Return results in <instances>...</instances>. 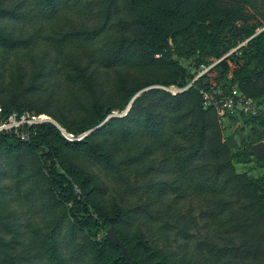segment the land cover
Returning <instances> with one entry per match:
<instances>
[{"label":"trees","instance_id":"trees-1","mask_svg":"<svg viewBox=\"0 0 264 264\" xmlns=\"http://www.w3.org/2000/svg\"><path fill=\"white\" fill-rule=\"evenodd\" d=\"M219 88L264 97V0H0V125L34 111L74 136L51 121L0 130V264H264V174L236 170L264 116L235 115L250 125L239 150L203 105ZM183 191L205 196L209 238L159 205Z\"/></svg>","mask_w":264,"mask_h":264},{"label":"rangeland","instance_id":"rangeland-1","mask_svg":"<svg viewBox=\"0 0 264 264\" xmlns=\"http://www.w3.org/2000/svg\"><path fill=\"white\" fill-rule=\"evenodd\" d=\"M39 49L40 48L36 47L30 52H28V50H24L19 54H12L10 57L12 65H16V64L27 65L33 60H38L41 56L39 54ZM181 55H182V62L184 64L189 65L192 62L193 56L188 54L186 49H184ZM229 65H230L231 71H233L234 68L237 66L233 62H231ZM211 67H213V65L208 66V68H204V70L207 71ZM205 71H201L200 75ZM218 73H220V70L214 69L210 74L214 76V75H218ZM54 86H57L63 94L67 93L66 89H64L65 85L61 81H59V83L55 82ZM153 88H163V87L154 86ZM168 90H171L175 93L179 91L178 88L176 87H170L168 88ZM126 108L124 110H114L112 114H115L117 117H121L122 115L125 114L124 112ZM30 113H34V111H30ZM45 116L46 118H49L48 115L45 114ZM220 119L224 127V135L225 136L235 135V137L238 138V145H239L238 149L239 150H242L245 147L247 148L249 144L246 143L245 145H243V142L241 141V137L239 135H246L248 133V129L250 128V125H248V123L245 122V120H243L241 116L224 117V118L220 117ZM254 125H256L258 128H262L261 125H259V123H256ZM244 158H245L244 155H239L240 162H236V170L238 172H241V173L246 172L251 177H258L264 174V164L259 163V161L257 160V154L253 153V161L250 163L242 162ZM162 176L165 178H169V177L172 178L170 174H164ZM160 203L161 204L159 205L163 208L166 207L168 203H171V209H174V211H181L182 214H185L187 212L192 214L196 222V227H195L196 231H194L195 238L196 239H198L199 237L209 238L210 234H208L207 228H204V226L205 224H208V221L211 224L212 219H210L209 217L201 218V215H203L205 209L207 208L206 198L204 195H199V194L197 195V194H194L193 192L191 193V191H186V192L183 191L181 194L170 193L169 195L166 196L165 199L161 200ZM13 207L17 208L18 205L13 204ZM213 229H215V227ZM130 231L132 233L136 232L137 225L132 226ZM170 238L172 239L173 245L176 248H177V245L179 246L180 244H183V238L182 236L178 235L177 231L171 232ZM196 239H194L192 241V244H190L191 249H194L195 247L194 241Z\"/></svg>","mask_w":264,"mask_h":264},{"label":"built area","instance_id":"built-area-1","mask_svg":"<svg viewBox=\"0 0 264 264\" xmlns=\"http://www.w3.org/2000/svg\"><path fill=\"white\" fill-rule=\"evenodd\" d=\"M213 88V87H212ZM181 91L182 89H178ZM204 107L216 109L222 118L245 115L248 117L264 116V97L255 99L245 95L237 88L225 92L222 89L202 90ZM44 121L40 116L31 115L29 112L18 114L12 113L1 125L0 130L17 129L23 124H37ZM22 139H28L29 133H22Z\"/></svg>","mask_w":264,"mask_h":264},{"label":"water","instance_id":"water-1","mask_svg":"<svg viewBox=\"0 0 264 264\" xmlns=\"http://www.w3.org/2000/svg\"><path fill=\"white\" fill-rule=\"evenodd\" d=\"M154 86H151V87H148L142 91H140L139 93H137V95H135V97L131 100V102L129 103V105L127 106L126 110H125V114L124 115H127V113L129 112V110L131 109L132 107V104L133 102L135 101V99L140 95L142 94L144 91L146 90H149V89H152ZM185 89H182L181 91H183ZM122 115V116H124ZM114 117H117L115 114H110L100 125L96 126L95 128L89 130L88 132L84 133L83 135H81L80 137H83V136H86L90 133H92L94 130H96L98 127L102 126L103 124H105L106 122H108L110 119L114 118ZM45 120H48V121H51L53 123H55L58 127L59 124L53 120L51 117L49 118H46ZM61 128V127H60ZM61 130L63 131V133L68 136L69 138H74V136L70 135V134H67L62 128ZM253 153L254 154H257V156H259L263 161H264V141L263 142H260V143H257L255 144L254 146V150H253ZM108 237L109 239L115 243L117 246H119L122 250L126 251L127 252V248L125 246V244L123 243V241H121L119 239V237L117 236V234L115 233L114 229L112 227H110L108 229Z\"/></svg>","mask_w":264,"mask_h":264},{"label":"bare ground","instance_id":"bare-ground-1","mask_svg":"<svg viewBox=\"0 0 264 264\" xmlns=\"http://www.w3.org/2000/svg\"><path fill=\"white\" fill-rule=\"evenodd\" d=\"M44 115V114H43ZM42 115H40V117H41ZM41 119V118H40Z\"/></svg>","mask_w":264,"mask_h":264}]
</instances>
